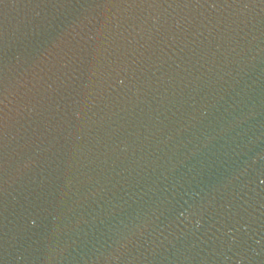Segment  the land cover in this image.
Returning <instances> with one entry per match:
<instances>
[{"label":"water","instance_id":"obj_1","mask_svg":"<svg viewBox=\"0 0 264 264\" xmlns=\"http://www.w3.org/2000/svg\"><path fill=\"white\" fill-rule=\"evenodd\" d=\"M0 264H264V0H0Z\"/></svg>","mask_w":264,"mask_h":264}]
</instances>
